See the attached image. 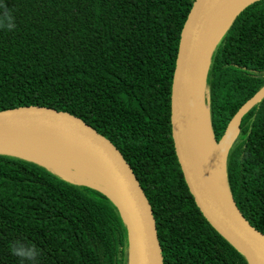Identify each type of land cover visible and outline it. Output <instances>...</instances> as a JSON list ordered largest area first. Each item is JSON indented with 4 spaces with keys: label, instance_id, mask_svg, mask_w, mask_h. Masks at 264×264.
Masks as SVG:
<instances>
[{
    "label": "trees",
    "instance_id": "trees-1",
    "mask_svg": "<svg viewBox=\"0 0 264 264\" xmlns=\"http://www.w3.org/2000/svg\"><path fill=\"white\" fill-rule=\"evenodd\" d=\"M194 0H2L0 111L43 106L109 139L152 208L163 264H248L197 208L175 155L170 95L178 43ZM264 86V0L244 8L213 50L206 76L216 142ZM236 206L264 234V97L244 113L226 157ZM127 264L112 201L48 168L0 154V264Z\"/></svg>",
    "mask_w": 264,
    "mask_h": 264
},
{
    "label": "water",
    "instance_id": "water-1",
    "mask_svg": "<svg viewBox=\"0 0 264 264\" xmlns=\"http://www.w3.org/2000/svg\"><path fill=\"white\" fill-rule=\"evenodd\" d=\"M256 1L236 12L214 44L220 11L226 0L193 1L180 34L170 95L171 136L189 192L207 222L244 255L248 264H264V234L245 219L228 188L226 157L232 143L224 156L223 182L204 159L197 136L195 113L200 94L203 90L206 92V76L214 48L234 18ZM263 97L264 86L232 117L221 139L234 120L237 119L239 125L242 115ZM206 109L208 112L207 106ZM24 131L58 137L88 154L103 173L111 191L94 184L80 185L101 192L116 206L127 232V264H163L152 208L131 167L109 139L80 118L52 108L23 106L0 111V137ZM0 154L39 164L21 155L4 151Z\"/></svg>",
    "mask_w": 264,
    "mask_h": 264
},
{
    "label": "bare ground",
    "instance_id": "bare-ground-1",
    "mask_svg": "<svg viewBox=\"0 0 264 264\" xmlns=\"http://www.w3.org/2000/svg\"><path fill=\"white\" fill-rule=\"evenodd\" d=\"M252 1L254 0H226L220 11L213 44L222 35L236 12ZM203 94L204 90L200 94L195 113L197 136L205 161L224 182V156L238 133V120L235 119L228 133L218 143L215 142ZM0 151L38 162L72 183L94 184L105 191H111L103 173L88 154L58 137L32 131L7 134L0 137Z\"/></svg>",
    "mask_w": 264,
    "mask_h": 264
},
{
    "label": "clouds",
    "instance_id": "clouds-1",
    "mask_svg": "<svg viewBox=\"0 0 264 264\" xmlns=\"http://www.w3.org/2000/svg\"><path fill=\"white\" fill-rule=\"evenodd\" d=\"M2 7H3V2L2 0H0V8ZM0 20L3 21L2 26L6 27L7 29H11L14 26L11 23L12 17L7 10H5V12L3 13V17L0 18ZM10 251L13 255L18 256L23 260L33 262V264L38 256V250L32 245L25 246L19 243H15L11 246Z\"/></svg>",
    "mask_w": 264,
    "mask_h": 264
},
{
    "label": "rangeland",
    "instance_id": "rangeland-1",
    "mask_svg": "<svg viewBox=\"0 0 264 264\" xmlns=\"http://www.w3.org/2000/svg\"><path fill=\"white\" fill-rule=\"evenodd\" d=\"M207 92V91H206ZM205 92V101H206V98H207V93ZM206 105H207V101H206ZM208 107V106H207Z\"/></svg>",
    "mask_w": 264,
    "mask_h": 264
}]
</instances>
